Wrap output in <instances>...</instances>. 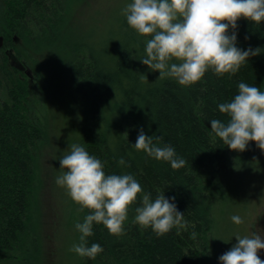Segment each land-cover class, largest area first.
I'll return each mask as SVG.
<instances>
[{"label": "trees", "instance_id": "16d2710c", "mask_svg": "<svg viewBox=\"0 0 264 264\" xmlns=\"http://www.w3.org/2000/svg\"><path fill=\"white\" fill-rule=\"evenodd\" d=\"M82 2L0 0V264H44L38 165L40 147L50 139L52 108L44 98L46 54L39 46L70 32ZM121 13L98 38L92 29L66 48L71 104L66 116L74 143L100 159L106 174H131L153 199L158 194L174 198L184 222L164 236L142 229L133 222L138 200L129 210L125 233L112 236L94 224L88 246L98 243L104 251L94 260L77 255L74 264H214L220 208L233 178L255 174L263 152L254 142L244 152L228 149L210 121H228L218 105L234 98L240 82L264 91V23L238 21L236 46L261 52L235 75L210 70L195 85L181 87L173 79H158V72L140 62L145 38ZM141 129L162 137L160 145L173 147L186 165L174 170L136 151ZM121 157L127 166H118ZM87 214L81 211L79 223Z\"/></svg>", "mask_w": 264, "mask_h": 264}, {"label": "clouds", "instance_id": "9594fccd", "mask_svg": "<svg viewBox=\"0 0 264 264\" xmlns=\"http://www.w3.org/2000/svg\"><path fill=\"white\" fill-rule=\"evenodd\" d=\"M121 14L128 27L145 38V58L140 62L158 72V79H173L181 87L195 85L210 70L217 76L235 75L250 57L261 52L259 48H238L235 30L240 19L254 25L264 23V0H132ZM218 110L229 119L211 120V130L228 149L244 152L254 142L264 152L261 88L240 82L234 98L220 103ZM161 139L141 129L133 146L157 161L170 163L174 170L183 168L186 161L176 156L173 147L161 146ZM117 164L127 166L123 157ZM59 165L62 171L55 183L66 190L81 211L89 212L82 223H76L79 243L69 249L82 258L94 260L104 251L98 243L88 246L93 225H102L112 236L123 235L129 210L138 200L133 222L140 228L164 236L183 226L184 214L177 210L174 198L158 194L153 199L131 174H106L103 162L79 144L69 145ZM231 221L235 225L244 223L238 214ZM235 239L237 243L219 257L220 264H264L259 256L264 250V237L252 233L236 235Z\"/></svg>", "mask_w": 264, "mask_h": 264}, {"label": "rangeland", "instance_id": "374dc122", "mask_svg": "<svg viewBox=\"0 0 264 264\" xmlns=\"http://www.w3.org/2000/svg\"><path fill=\"white\" fill-rule=\"evenodd\" d=\"M129 1L83 0L73 23L69 25L70 32L63 33V36L56 35L51 43L46 40L39 46L46 54L45 60L41 61L47 75L45 85L49 89L44 98L52 108L48 123L50 139L40 147L38 165L40 181L37 206L44 264H74L77 260V254L69 249L73 244H78L79 235L75 225L81 219V209L66 190L55 183L62 171L59 160L66 154L69 145L74 144L72 121L66 116V110L71 106L66 48L74 37L88 34L92 29H96L98 38L101 28L119 15ZM256 162L258 171L255 174L238 173L234 176L232 187L220 208L214 264H220L219 257L237 243L236 235L258 233L264 237V152ZM237 214L244 220L242 225H235L231 221V217ZM259 256L264 260V250ZM31 264L39 263L34 260Z\"/></svg>", "mask_w": 264, "mask_h": 264}, {"label": "water", "instance_id": "95a60500", "mask_svg": "<svg viewBox=\"0 0 264 264\" xmlns=\"http://www.w3.org/2000/svg\"><path fill=\"white\" fill-rule=\"evenodd\" d=\"M4 45V39L3 37L0 35V49L3 47Z\"/></svg>", "mask_w": 264, "mask_h": 264}]
</instances>
